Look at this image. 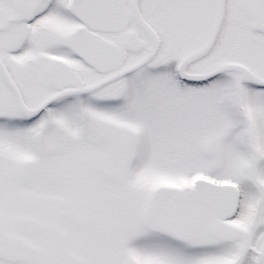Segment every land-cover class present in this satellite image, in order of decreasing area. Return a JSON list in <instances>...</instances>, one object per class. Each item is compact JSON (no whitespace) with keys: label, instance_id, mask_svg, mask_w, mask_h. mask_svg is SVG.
Segmentation results:
<instances>
[{"label":"snow or ice","instance_id":"snow-or-ice-1","mask_svg":"<svg viewBox=\"0 0 264 264\" xmlns=\"http://www.w3.org/2000/svg\"><path fill=\"white\" fill-rule=\"evenodd\" d=\"M0 264H264V0H0Z\"/></svg>","mask_w":264,"mask_h":264}]
</instances>
